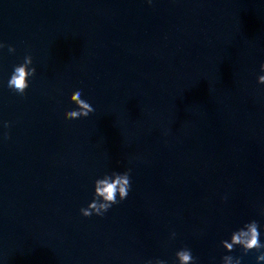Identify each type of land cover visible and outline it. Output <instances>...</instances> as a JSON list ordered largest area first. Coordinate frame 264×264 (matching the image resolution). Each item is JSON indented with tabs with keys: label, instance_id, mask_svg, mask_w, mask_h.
<instances>
[{
	"label": "water",
	"instance_id": "1",
	"mask_svg": "<svg viewBox=\"0 0 264 264\" xmlns=\"http://www.w3.org/2000/svg\"><path fill=\"white\" fill-rule=\"evenodd\" d=\"M0 41V264H177L182 247L264 264L221 244L252 219L264 243V0H0ZM76 89L95 111L66 119ZM127 169L128 197L83 216L95 179Z\"/></svg>",
	"mask_w": 264,
	"mask_h": 264
},
{
	"label": "clouds",
	"instance_id": "2",
	"mask_svg": "<svg viewBox=\"0 0 264 264\" xmlns=\"http://www.w3.org/2000/svg\"><path fill=\"white\" fill-rule=\"evenodd\" d=\"M4 47L8 48V51L15 52L13 45H6L5 42L0 41V49ZM33 64V58L31 54L24 57L23 62L14 66V70L11 73L8 80V87L15 93L23 95L29 87V78L33 77L36 73V68ZM261 72L264 73V63L260 65ZM258 83L264 84V74L258 76ZM81 89H76L72 92L71 101L78 107L73 110L65 112L66 119H78L80 117H87L90 113L94 112L93 106L85 99L81 98ZM3 126L9 128L11 121H4ZM7 137V133L5 134ZM131 169H127L123 172L112 171L111 173H105L102 178H97L94 181V193L92 200L88 203L87 207H82L80 212L83 216L88 217L93 214L103 216L114 204H118L128 197L129 190L131 189ZM119 197V199H117ZM264 213V209H262ZM259 222L252 219L245 222L244 225L231 233L230 240H222L221 244L228 251L232 252L235 246L239 245L242 250L247 254L251 250H256L258 255L256 260L264 261V243L260 240ZM175 236V233H172ZM177 264H196V257L192 255V251L188 247H182L175 253ZM242 257L232 255H224L221 258V264H241ZM145 264H168L166 260L155 259L145 261Z\"/></svg>",
	"mask_w": 264,
	"mask_h": 264
}]
</instances>
